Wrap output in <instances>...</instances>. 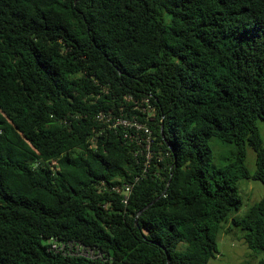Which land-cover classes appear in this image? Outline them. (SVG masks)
I'll list each match as a JSON object with an SVG mask.
<instances>
[{
    "label": "trees",
    "instance_id": "16d2710c",
    "mask_svg": "<svg viewBox=\"0 0 264 264\" xmlns=\"http://www.w3.org/2000/svg\"><path fill=\"white\" fill-rule=\"evenodd\" d=\"M120 118L152 129L147 171ZM259 120L264 0H0V264H209L222 230L264 253V197L236 216Z\"/></svg>",
    "mask_w": 264,
    "mask_h": 264
},
{
    "label": "rangeland",
    "instance_id": "374dc122",
    "mask_svg": "<svg viewBox=\"0 0 264 264\" xmlns=\"http://www.w3.org/2000/svg\"><path fill=\"white\" fill-rule=\"evenodd\" d=\"M258 127L264 143V123L259 120ZM214 153L213 166L218 169H226L231 166L238 153L234 145H226L219 140L210 141ZM245 166L254 175L256 172V153L247 146ZM240 195L243 200L241 210L236 214L238 218L244 217L250 208L264 197V185L256 180L238 181ZM226 229L231 226V222L224 225ZM237 232V231H236ZM219 256L212 259L209 264H264V253H256L250 250L244 241L228 235L223 230L218 235Z\"/></svg>",
    "mask_w": 264,
    "mask_h": 264
},
{
    "label": "built area",
    "instance_id": "2783aa9c",
    "mask_svg": "<svg viewBox=\"0 0 264 264\" xmlns=\"http://www.w3.org/2000/svg\"><path fill=\"white\" fill-rule=\"evenodd\" d=\"M145 102L147 104V107L143 110V112L147 114L148 120L153 119L155 112L149 104V100H146ZM104 118L105 116L103 114L98 115L99 120H103ZM117 126H121L124 128L126 133L125 137L133 138V136H136L138 138L141 134L144 135L143 140L140 141L142 143V146L139 148L138 153L143 156L142 163L145 171H147V169L151 166L152 156L154 155L152 151V145L154 141L152 129L147 124L140 123L136 118H120L116 121V123L113 124V127L117 128ZM138 180L139 178H136V181ZM115 190L117 192L122 191L123 193H125L124 202L127 203L129 195L132 192V185L125 184L122 187H116ZM50 244L52 251L60 253L64 256L70 255L77 257H87L91 259L97 258L96 253L93 250L86 248L80 244L61 242L56 238H52Z\"/></svg>",
    "mask_w": 264,
    "mask_h": 264
}]
</instances>
